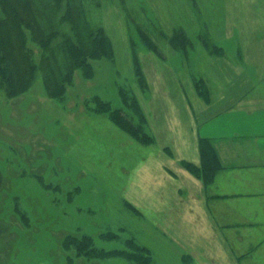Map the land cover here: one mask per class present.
Listing matches in <instances>:
<instances>
[{
    "label": "rangeland",
    "instance_id": "obj_1",
    "mask_svg": "<svg viewBox=\"0 0 264 264\" xmlns=\"http://www.w3.org/2000/svg\"><path fill=\"white\" fill-rule=\"evenodd\" d=\"M90 15L115 50L113 59L93 63L92 77L76 71L59 101L48 97L41 73L14 97L0 86V264H134L121 256L68 260L62 244L68 234L99 237L108 231L120 237L100 241V247L129 249L126 241L134 239L150 250L151 264H264V228L236 235L247 244L237 250L223 232L215 236L205 222L188 220L178 203L185 198L181 180L158 186L150 176L164 159L157 119L173 113L179 126L191 121L189 105L202 89L196 80L219 82L218 58L242 64L250 39L264 37V0H106ZM181 34L187 43L175 47ZM16 53L10 58L23 74ZM122 91L138 102L143 131L155 142L143 144L95 111L98 98L129 118L134 110L131 102L124 106ZM162 196L173 207L170 213L158 202ZM170 231L178 240L168 237ZM234 255L242 263L231 262Z\"/></svg>",
    "mask_w": 264,
    "mask_h": 264
},
{
    "label": "crops",
    "instance_id": "obj_2",
    "mask_svg": "<svg viewBox=\"0 0 264 264\" xmlns=\"http://www.w3.org/2000/svg\"><path fill=\"white\" fill-rule=\"evenodd\" d=\"M259 35L250 39L244 49L242 64L229 63L225 55L218 58V66L223 67L219 82L196 80L197 89L198 84L205 85L209 99L198 94L202 99L194 101L192 108L189 105L193 113L188 114L189 123L185 120L183 127L179 126L172 113L169 119H157L154 125L158 139L164 141L160 151L164 159L156 162L150 173L152 182L159 186L162 180H181L180 195L185 194V198L178 203L185 206L188 220L205 222L206 230L215 236L220 237V231L223 232L226 242L232 241L237 250L247 244L236 241V235L245 236L247 227L264 228V37ZM215 90L218 95L212 97ZM202 140L212 142L222 165L211 184L182 165H202ZM167 201L164 196L158 199L170 213L173 207H167ZM167 235L179 238L172 231ZM230 258L231 262L243 261L239 255Z\"/></svg>",
    "mask_w": 264,
    "mask_h": 264
},
{
    "label": "trees",
    "instance_id": "obj_3",
    "mask_svg": "<svg viewBox=\"0 0 264 264\" xmlns=\"http://www.w3.org/2000/svg\"><path fill=\"white\" fill-rule=\"evenodd\" d=\"M104 1L106 0H0V86L7 96L14 97L26 91L36 75L41 73L48 97L62 100L76 71L81 70L85 76L92 77L95 61L113 59L115 50L110 37L104 27L96 24L90 15L91 11L99 10ZM66 27L70 33L65 30ZM177 37L173 44L175 47H181L179 42L186 45L183 35ZM146 40L152 49H156L151 40ZM35 46L39 51L38 58L35 57ZM14 50L22 64L23 74L15 70L12 64L10 53ZM219 51L221 53L222 49L219 48ZM134 63L136 76L139 82L141 79L143 81L137 56ZM201 86L199 95L208 100V90L202 84H198V90ZM122 97L126 102L125 107H129V102L132 103L134 112L128 111L129 118L120 112L121 107L113 109L110 102L98 101V98L95 111L106 114L123 131L144 142L143 144L153 143V137L149 138L146 131H143L145 129L141 122H144L145 117L138 102L127 92L122 91ZM201 153V166L187 162H182V165L206 184H211L222 165L211 141H201ZM132 210L138 212L134 207ZM23 219L28 220L27 217ZM119 237L111 231L103 232L99 237L70 233L62 244L70 262L80 258L96 261L115 256L124 257L134 264L153 262L150 250L134 239L126 241L129 249L106 250L98 245L100 241Z\"/></svg>",
    "mask_w": 264,
    "mask_h": 264
}]
</instances>
